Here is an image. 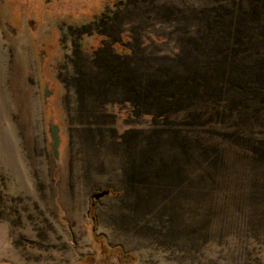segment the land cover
I'll return each instance as SVG.
<instances>
[{
    "label": "rangeland",
    "instance_id": "rangeland-1",
    "mask_svg": "<svg viewBox=\"0 0 264 264\" xmlns=\"http://www.w3.org/2000/svg\"><path fill=\"white\" fill-rule=\"evenodd\" d=\"M0 264H264V0H0Z\"/></svg>",
    "mask_w": 264,
    "mask_h": 264
},
{
    "label": "water",
    "instance_id": "water-1",
    "mask_svg": "<svg viewBox=\"0 0 264 264\" xmlns=\"http://www.w3.org/2000/svg\"><path fill=\"white\" fill-rule=\"evenodd\" d=\"M44 95L47 96V90H45ZM51 137H52V149H53V152L55 153L56 147H57L58 142H59L56 125H52Z\"/></svg>",
    "mask_w": 264,
    "mask_h": 264
},
{
    "label": "flooded vegetation",
    "instance_id": "flooded-vegetation-1",
    "mask_svg": "<svg viewBox=\"0 0 264 264\" xmlns=\"http://www.w3.org/2000/svg\"><path fill=\"white\" fill-rule=\"evenodd\" d=\"M47 1V0H46Z\"/></svg>",
    "mask_w": 264,
    "mask_h": 264
}]
</instances>
